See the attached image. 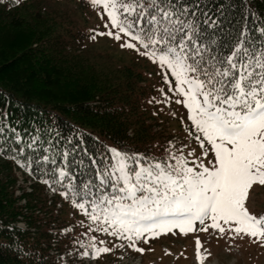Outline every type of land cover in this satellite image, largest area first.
Returning a JSON list of instances; mask_svg holds the SVG:
<instances>
[{
    "label": "snow or ice",
    "instance_id": "6c2138e0",
    "mask_svg": "<svg viewBox=\"0 0 264 264\" xmlns=\"http://www.w3.org/2000/svg\"><path fill=\"white\" fill-rule=\"evenodd\" d=\"M91 3L103 7L117 30L102 35L123 41L122 47L136 50L166 70L163 79L169 90L183 98L176 103H183L189 112L190 134H195L203 156L209 148L213 153L211 166L190 162L182 149H169L166 157L158 159L111 148L110 161L101 167L93 159L94 175L79 179L69 170L67 153L60 164L47 154L17 163L28 171L33 163L37 171L43 168L48 178L42 182L53 191L57 190L53 185L64 189L60 194L96 225L90 231L126 239L136 251L143 252L135 247L138 240L175 235V229L187 235L212 228L220 235L227 231L233 239L247 236L264 246V216L251 214L245 206L253 186H264V27L258 29V37L241 31L222 51L212 31L219 25L203 0ZM27 148L32 149L33 143ZM196 244L203 264L207 255L200 252L199 239ZM80 246L86 249L84 256L91 248L93 258L110 251L97 246L94 236Z\"/></svg>",
    "mask_w": 264,
    "mask_h": 264
},
{
    "label": "trees",
    "instance_id": "16d2710c",
    "mask_svg": "<svg viewBox=\"0 0 264 264\" xmlns=\"http://www.w3.org/2000/svg\"><path fill=\"white\" fill-rule=\"evenodd\" d=\"M203 4L219 25L212 31L222 51L241 31L258 37L264 27V0ZM98 8L91 0H0V52L18 50L0 59V115L6 123H0V264H57L49 249L85 251L80 242L87 244L93 236L97 246L101 241V231H90L96 225L60 194L63 188L56 186L54 202L48 198L43 168L37 171L32 164L35 180L28 188L14 172L12 157L35 161L47 154L60 164L67 153L69 170L86 178L95 173L93 159L101 167L111 160V148L163 159L170 123L181 127L182 119H174L164 103L166 95H173L163 79L166 70L148 71L138 58L93 55L92 37L100 39L101 31L90 25V17L93 12L101 21L105 17ZM59 199L63 207L55 215ZM19 217L33 230L13 225ZM72 221L73 233L55 231ZM87 251L93 255L91 248Z\"/></svg>",
    "mask_w": 264,
    "mask_h": 264
},
{
    "label": "rangeland",
    "instance_id": "374dc122",
    "mask_svg": "<svg viewBox=\"0 0 264 264\" xmlns=\"http://www.w3.org/2000/svg\"><path fill=\"white\" fill-rule=\"evenodd\" d=\"M72 8H75L74 4L70 3ZM55 6H60L56 4ZM98 7V6H97ZM101 8V10L99 9ZM98 11L105 15L102 16V21L99 20V17H96L97 13H92L90 17V25L100 29L101 33H107L112 31L115 33L117 30L111 26L109 23V18L105 14V10L102 6H99ZM93 11V10H92ZM104 13H103V12ZM77 15L78 13L75 12ZM78 18L82 17L79 15ZM89 19L88 16H86ZM108 25L107 27L105 25ZM98 31V30H97ZM100 35V39L95 36V43H91L90 47L93 50V55L98 53L105 52L107 56L111 57L114 60V57L117 59H129V58H138L140 64L143 68H146L148 71L156 72L157 64L153 63L150 59L145 56H141L136 50L122 47L121 44L123 41H117L113 36ZM127 39V38H125ZM133 50V51H131ZM18 50L14 47H11V50L5 49L0 52V59L4 57L7 58L8 55H14ZM7 56V57H6ZM104 61H107L104 59ZM103 61V62H104ZM159 68V67H158ZM161 69V68H160ZM151 76V73L149 74ZM175 88V85L172 84V89ZM172 96L175 98V104L177 108V116H184V121H189V112L183 103H176L177 99H183L182 97L176 96L174 91H171ZM174 105V103H173ZM167 106L171 104L167 103ZM176 112L171 109V113L176 116ZM181 113V114H180ZM186 113V114H185ZM4 115H0V123L2 124L5 119ZM181 120V118H179ZM183 123V121H182ZM189 129L187 123L184 122V129ZM186 131V130H185ZM178 138H173L170 142L171 147L176 145ZM170 147V148H171ZM169 148V149H170ZM209 148V146H208ZM195 152H196V148ZM194 152V153H195ZM203 151H198L196 153L198 156L202 155ZM207 162H204V160ZM213 153L209 148L208 155L198 160L203 161L207 166H211L210 162L213 161ZM245 206L248 208L249 212L258 217L264 216V186L254 185L249 192V198L246 201ZM77 219V218H76ZM210 223V221H206ZM23 225V222H20ZM72 226V225H71ZM195 227L197 229L202 226L199 223H196ZM70 228V227H68ZM67 228V229H68ZM175 235L169 232L167 235H161L155 239H148L145 242L143 239L136 242L135 247L142 248L143 252L136 251L133 247L127 244H119L117 242H108V248L111 249L110 256H99L97 262H92L89 264H201L200 260L197 257V244L196 240L199 239L202 247L200 252L207 255V258L203 261V264H264V246L253 241L252 238L244 236L243 238H232V233L225 232L224 235H220L218 230L209 228L208 231H194L190 232L187 235H183L179 232L178 229H175ZM102 241H105L106 238H103V235L100 236ZM104 244H99V247H103ZM105 257V258H104ZM102 258V260H101ZM104 258V259H103Z\"/></svg>",
    "mask_w": 264,
    "mask_h": 264
},
{
    "label": "built area",
    "instance_id": "2783aa9c",
    "mask_svg": "<svg viewBox=\"0 0 264 264\" xmlns=\"http://www.w3.org/2000/svg\"><path fill=\"white\" fill-rule=\"evenodd\" d=\"M15 170L17 171L16 168H15ZM19 176L22 177L20 174H19ZM49 196H50V198H52L54 196L53 190H49ZM58 207H60V204ZM51 254L56 257L59 264H74V261L76 260V251L75 250H70V251L61 253L57 249H52ZM83 263L89 264L87 260H83V261L79 262V264H83Z\"/></svg>",
    "mask_w": 264,
    "mask_h": 264
}]
</instances>
